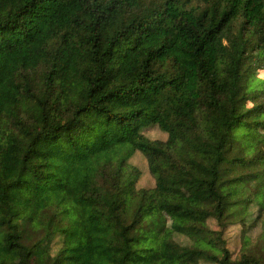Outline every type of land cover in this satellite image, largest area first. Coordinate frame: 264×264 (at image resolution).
I'll return each instance as SVG.
<instances>
[{
  "label": "trees",
  "instance_id": "16d2710c",
  "mask_svg": "<svg viewBox=\"0 0 264 264\" xmlns=\"http://www.w3.org/2000/svg\"><path fill=\"white\" fill-rule=\"evenodd\" d=\"M257 132L264 0H0V264H264Z\"/></svg>",
  "mask_w": 264,
  "mask_h": 264
},
{
  "label": "rangeland",
  "instance_id": "374dc122",
  "mask_svg": "<svg viewBox=\"0 0 264 264\" xmlns=\"http://www.w3.org/2000/svg\"><path fill=\"white\" fill-rule=\"evenodd\" d=\"M145 134L147 137L153 140H163L165 139V135L161 133L156 128H151L145 131ZM258 136L261 139H264V134L257 132ZM133 164L137 166L139 169L144 168L142 166V160H133ZM138 187L143 188H152L153 183L151 178L146 173H142V176L138 182ZM168 201L169 199L165 196H160L159 203H158V210L165 214L168 224L172 227L180 226L182 224V220L179 217V215L175 212H171V210L168 207ZM253 211L255 214H257V209L253 208ZM242 229L239 226H232L226 231V237L228 239L229 248L231 251L234 252V254L237 256L240 252L244 251L245 248L249 246L252 242L249 241L248 238L242 237ZM259 228L253 232V237H256L259 233Z\"/></svg>",
  "mask_w": 264,
  "mask_h": 264
}]
</instances>
